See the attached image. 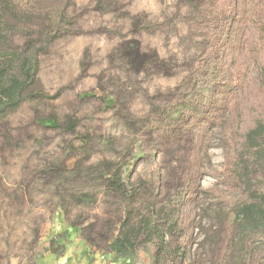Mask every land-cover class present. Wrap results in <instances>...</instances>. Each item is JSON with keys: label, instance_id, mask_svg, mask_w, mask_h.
<instances>
[{"label": "rangeland", "instance_id": "rangeland-1", "mask_svg": "<svg viewBox=\"0 0 264 264\" xmlns=\"http://www.w3.org/2000/svg\"><path fill=\"white\" fill-rule=\"evenodd\" d=\"M194 2L76 0L82 32L57 40L40 58L37 87L49 97L28 99L0 119V264H159L152 242L135 252L132 263L107 251L122 206L97 174L104 160L122 167L131 182L146 181L152 195L161 198L170 187L195 201L193 235L173 246L201 264H216L226 229L210 234L217 248L200 243L210 223L204 191L216 185L212 169L225 163L226 107L207 85L196 94V115L210 126L204 135L177 113L165 118L149 97L164 103L188 76V58L200 51L199 40L186 37ZM249 3L260 22L264 0ZM168 19L169 28H140ZM22 40L14 35L8 48L16 50ZM262 68L264 48L248 70ZM166 127L170 137L153 133ZM254 179L264 190V172ZM148 193L139 197L145 206ZM160 264L174 263L167 258Z\"/></svg>", "mask_w": 264, "mask_h": 264}, {"label": "trees", "instance_id": "trees-1", "mask_svg": "<svg viewBox=\"0 0 264 264\" xmlns=\"http://www.w3.org/2000/svg\"><path fill=\"white\" fill-rule=\"evenodd\" d=\"M194 3L186 37L198 39L200 51L187 60L189 74L164 103H157L156 96L149 97L165 118L172 119L177 113L195 132L204 135L209 134L210 126L206 117L196 115V94L207 85L209 94L223 102L225 163L222 169H212L216 185L204 191L210 223L200 246L217 248L210 234L225 228L227 234L216 264H264V190L254 179L264 172V68L255 73L248 70L264 48V19L254 20L249 0ZM78 18L76 0H0V119L17 111L28 99L49 97L37 87L40 58L57 40L82 32L77 27ZM172 21L140 28L155 32L169 28ZM16 34L22 35V43L10 50ZM153 133L159 139L172 134L167 127L153 129ZM97 174L106 192L122 206L117 233L108 239V252L132 263L135 252L152 242L156 245V263L172 258L174 264H201L181 245L173 246L174 240L178 244L184 236L190 240L193 235L198 216L195 201L177 197L170 187L161 198L152 195L146 181L131 182L112 160H104ZM145 192L150 196L146 206L139 200ZM166 234L173 240L167 241Z\"/></svg>", "mask_w": 264, "mask_h": 264}]
</instances>
